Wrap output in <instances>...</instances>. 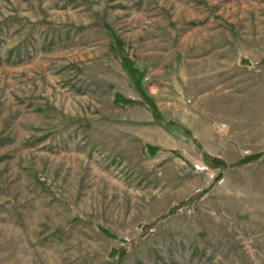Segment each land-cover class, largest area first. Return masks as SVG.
<instances>
[{"label": "rangeland", "instance_id": "rangeland-1", "mask_svg": "<svg viewBox=\"0 0 264 264\" xmlns=\"http://www.w3.org/2000/svg\"><path fill=\"white\" fill-rule=\"evenodd\" d=\"M0 264H264V0H0Z\"/></svg>", "mask_w": 264, "mask_h": 264}, {"label": "trees", "instance_id": "trees-1", "mask_svg": "<svg viewBox=\"0 0 264 264\" xmlns=\"http://www.w3.org/2000/svg\"><path fill=\"white\" fill-rule=\"evenodd\" d=\"M125 68H126L127 73L129 74V76H130L131 78H133L134 82L136 83L137 78L139 77V75L136 74V73H137L136 70L132 69V67L127 66V65H125ZM136 84H137V83H136ZM136 84H135V85H136ZM138 85H139V84H137V86H138ZM139 90H141V88H140ZM143 96H144V97H143V100L145 101V103L147 104V106L150 107V109H151L153 112H156V106H155L154 103L152 102L151 98H149V97L146 96V95H143ZM119 100H120V98H119ZM120 101H121V102H124V100H120ZM243 163H245V162H243Z\"/></svg>", "mask_w": 264, "mask_h": 264}]
</instances>
